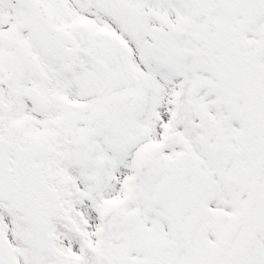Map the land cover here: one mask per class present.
Returning <instances> with one entry per match:
<instances>
[{
	"label": "snow or ice",
	"instance_id": "6c2138e0",
	"mask_svg": "<svg viewBox=\"0 0 264 264\" xmlns=\"http://www.w3.org/2000/svg\"><path fill=\"white\" fill-rule=\"evenodd\" d=\"M0 264H264V0H0Z\"/></svg>",
	"mask_w": 264,
	"mask_h": 264
}]
</instances>
